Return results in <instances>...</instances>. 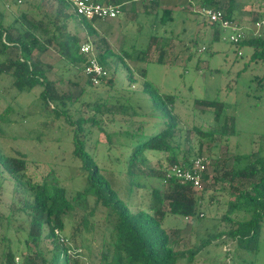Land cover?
<instances>
[{"label": "trees", "instance_id": "16d2710c", "mask_svg": "<svg viewBox=\"0 0 264 264\" xmlns=\"http://www.w3.org/2000/svg\"><path fill=\"white\" fill-rule=\"evenodd\" d=\"M129 1L133 7L135 0H111L120 6L121 13ZM148 1L156 9L154 22L166 25L173 20V9L160 8V0ZM9 2L15 10L7 22L4 8ZM45 2L51 3V9L42 11ZM0 6V57L9 49L18 51L16 59L0 60V202L5 188L12 186L11 203L0 220L6 222L8 233L13 232L3 237L0 264L14 262L21 253L19 247L26 252L20 254L22 264H82L81 249L88 245H95L96 264H194L195 257L216 240L230 243L224 250L230 264L236 257L244 264H264V134L259 135L257 150L235 157L232 165L225 160L214 162V182H228L236 193L219 224L189 249H180L179 242L170 238L166 227L170 218L198 222L215 197H207L205 189L199 194L191 184L168 176L174 166L189 165L193 157L183 152V129L176 112L178 96L161 89L149 75L148 56L158 45L155 63L173 64L166 61L170 40L165 35L151 33L137 44L138 60L146 63L143 79H138L123 56L115 53L105 36L94 28L97 20L77 15L72 0H0ZM202 7L219 8L228 19L242 25L252 26L264 18V7L241 13L236 9V0H198V8ZM199 26L213 31L212 42L222 38L217 24L201 20ZM78 28L98 38L93 42L94 49L108 72L99 85L82 77L87 56L80 50ZM53 45L60 55L58 69L65 70L62 75L67 84L78 87L79 80H84L78 95L64 88V81L51 80L46 72L52 66L34 57L36 51L45 52ZM238 46L250 48L248 64L264 70V31L246 37ZM120 66L127 72L126 86L118 85L116 79ZM251 81L262 89L264 75ZM138 82L142 89H133ZM5 90L11 94L9 101ZM32 94L40 102L39 115L53 116L59 121V134L64 130L67 133L73 161L78 163L83 180L79 189L65 186L55 168L37 179L28 173L26 152L4 148L2 139L8 136L10 123L39 124L29 120L37 116L28 111L31 105L25 107L17 98ZM195 102L215 108V123L223 118L220 136H225L228 104L208 98H196ZM230 121L232 133L236 131V118L231 116ZM44 127L49 136L43 138L47 132L40 131L31 138L39 144L43 139L62 140L55 136L54 123ZM98 133L106 136L105 151L89 146L100 144L93 140ZM203 136L214 140L217 128ZM18 138L24 139L13 137ZM201 151L202 145L197 155ZM148 155L157 159L158 167L150 165ZM241 159L246 160L245 165L240 164ZM208 178L205 165L202 182ZM236 213L248 217L239 219L234 217Z\"/></svg>", "mask_w": 264, "mask_h": 264}, {"label": "rangeland", "instance_id": "374dc122", "mask_svg": "<svg viewBox=\"0 0 264 264\" xmlns=\"http://www.w3.org/2000/svg\"><path fill=\"white\" fill-rule=\"evenodd\" d=\"M17 2L19 3V0ZM148 4V0H136L133 7L132 3H128L125 11L112 20L116 21L97 20L93 26L99 30L101 35L105 36L112 50L123 56L138 79H143L146 63L138 60L139 49L137 44L151 33L165 35L170 40L166 61L173 64L155 63L159 55L158 45L152 49L148 56L150 61L148 63L149 75L161 89L174 92L178 96L176 112L183 129V152L188 153L191 158L202 157L206 163L209 176L203 182L202 187L196 191L201 194L205 189L207 197H215L205 212V216L198 222H193L191 218L186 220L170 218L167 222L166 227L170 238L179 242L180 249H189L200 244V237L207 235L219 224V220L226 212L227 203L233 202L236 196V193L230 189L228 182H214V162L225 160L227 165H232L235 157L237 159L240 155L250 154L252 149L257 150L259 147V135L264 134V85L262 89H259L252 85L251 79L264 75V70L263 68H255L254 64H248L252 52L250 48H240L222 38L215 42L211 41L213 31L208 27L201 28L199 21L202 19L193 13L198 8V0H175V3L168 6L174 10L173 20L166 25L159 24V20L154 22L152 14L155 8ZM263 7L264 0H236V9L241 13H250L252 10L263 9ZM50 9L51 3L49 2H45L41 7L42 11ZM14 10L15 5L13 3L6 4L4 14L7 22L14 16ZM76 32L79 33L81 45L84 42L93 43L94 40L98 39L96 36L89 37L81 28L76 29ZM203 46L206 47L205 50H202ZM239 51L243 56H239ZM17 52L16 49H9L0 57V60L16 59ZM34 57L40 59L43 65L52 66L51 69L47 68L46 72L51 80L58 83L64 81V88L68 87L67 89H70L74 95L79 94L86 78L84 72L82 73L84 80L82 78L81 81L79 80L80 86L76 87L70 84L69 86L67 79H65L66 76L62 75L65 70L58 69L60 55L55 45L45 52L36 51ZM126 76L127 72L120 66L116 74L118 85H128L129 81H127ZM70 79H76V77L70 76ZM132 88L141 90L142 86L138 82ZM4 94L7 98L5 99L9 101L11 94H7L6 90ZM17 98L23 106L31 105V109L28 111H33L37 116H30L29 120L37 121L39 124L10 123L6 133L8 136L2 139L5 150L19 149L26 152L30 161L28 173L37 179L55 168L65 186L71 190L79 189L83 181L79 177V165L73 161V148L70 142H67V133L64 130L60 135V131L56 128L59 121L54 120L53 116L39 115L40 102L35 95H21ZM196 98L218 99V101L228 104L225 136H220L224 124L223 118H220L216 124L214 120L215 108H209L195 102ZM2 108L3 106L0 105V111ZM231 116L236 118V131L232 133H230ZM51 123H54L55 126V136L62 138L61 141L54 142L43 139L42 143L39 144L35 138H31L40 131L47 132L43 138L49 136L50 133L44 125ZM213 128H217V137L214 140L210 136H203V133L209 132ZM20 136L24 139H13V137ZM93 140H98L100 144L90 143L91 149L106 150L103 146L106 144L104 133L96 134ZM200 145H202L201 155H197ZM148 158L150 165L158 167L156 158L151 155H148ZM240 164L245 165L246 160L241 159ZM11 199L12 186L8 185L0 202V215L7 214ZM234 217L245 219L248 215L236 213ZM69 228L68 231H70ZM7 235L12 236L13 232L8 233L6 222L0 220V261L5 248L3 237ZM13 241L15 245L16 237L13 238ZM224 244L218 240L214 241L195 257L194 264H230L229 259H225L224 255L225 247L229 248L230 243L228 242L225 246ZM94 246L88 245L87 248L81 249L82 264L97 263V251ZM19 249L25 255L26 252L23 248L19 247ZM20 254L16 259H19L22 264L23 258ZM245 257L249 258L246 255ZM241 262L242 260L236 257L234 264H244Z\"/></svg>", "mask_w": 264, "mask_h": 264}, {"label": "built area", "instance_id": "2783aa9c", "mask_svg": "<svg viewBox=\"0 0 264 264\" xmlns=\"http://www.w3.org/2000/svg\"><path fill=\"white\" fill-rule=\"evenodd\" d=\"M72 4L77 15L89 20L108 21L117 18L121 13L119 5L102 3L99 0H72ZM195 12L202 20L210 24H217L222 31V39L235 45H238L248 36L254 37L264 31V18L252 26H248L228 19L226 13L219 8L202 7L197 8ZM205 49L206 47L203 46L202 50ZM80 50L87 56V63L83 70L86 79H89L93 85H99L103 77L108 75V72L99 62L93 43L84 42ZM239 54L241 55V51H239ZM205 165L206 163L202 157H196L191 160L189 165L174 166L168 176L169 178L179 179L182 183H189L198 190L203 185L201 174L205 170ZM10 264L21 263L19 259H15Z\"/></svg>", "mask_w": 264, "mask_h": 264}, {"label": "crops", "instance_id": "0c3cea01", "mask_svg": "<svg viewBox=\"0 0 264 264\" xmlns=\"http://www.w3.org/2000/svg\"><path fill=\"white\" fill-rule=\"evenodd\" d=\"M101 2H103V3H108V2H110V3H112V4H115V3H113V2H111V0H100ZM136 1V0H135ZM160 2H161V5H160V8H170V7H168V6H170L171 4H173V3H175V0H160ZM128 3H132L131 1H129V2H126L125 3V7H126V5L128 4ZM167 4H168V6H167ZM117 5V4H116ZM121 9V8H120ZM171 9V8H170ZM156 11V9L153 11V12H155ZM122 14V13H121ZM120 14V15H121ZM119 15V16H120ZM116 19V18H115ZM113 20V19H112ZM112 20H108V21H112ZM114 21H116V20H114ZM114 21H112V22H114ZM201 21H199V23H200ZM98 32H99V30H98ZM110 44V43H109ZM115 52V51H114ZM116 53V52H115ZM119 54V53H118Z\"/></svg>", "mask_w": 264, "mask_h": 264}]
</instances>
